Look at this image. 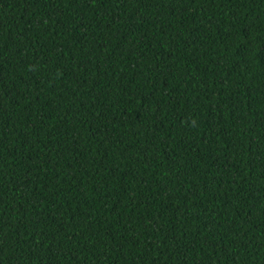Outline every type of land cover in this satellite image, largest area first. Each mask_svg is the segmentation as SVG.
I'll use <instances>...</instances> for the list:
<instances>
[{
  "label": "trees",
  "instance_id": "1",
  "mask_svg": "<svg viewBox=\"0 0 264 264\" xmlns=\"http://www.w3.org/2000/svg\"><path fill=\"white\" fill-rule=\"evenodd\" d=\"M0 264H264V0H0Z\"/></svg>",
  "mask_w": 264,
  "mask_h": 264
}]
</instances>
